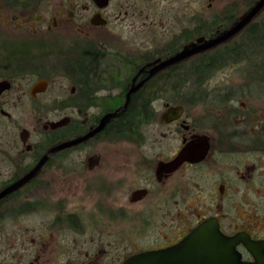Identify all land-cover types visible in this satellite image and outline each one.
I'll return each instance as SVG.
<instances>
[{"label": "flooded vegetation", "instance_id": "obj_1", "mask_svg": "<svg viewBox=\"0 0 264 264\" xmlns=\"http://www.w3.org/2000/svg\"><path fill=\"white\" fill-rule=\"evenodd\" d=\"M257 1L227 0L219 5L208 34L218 37L235 26ZM110 5L111 0L105 5L98 0H0V191L27 173L61 140L51 138L44 145L42 128L52 134L69 129V138L88 132L110 111L104 109L103 93L116 91L112 98H121L124 89L123 100L112 107L120 110L131 84L147 75L154 58L139 64L125 84L117 79L112 82L107 75L111 71L122 75L121 66L128 63L120 57L103 69L105 75L98 67L91 85L82 84L74 74L65 76L71 83L68 95L54 98L53 106L75 109L77 116L84 109L82 119L68 116L66 124L50 128L48 124L42 126L40 115L35 113L33 131L23 125L22 110L42 108L40 95L53 85L59 43L69 37V45L75 40L84 49L97 42L94 33L110 23ZM222 47L228 67L219 83L182 85L179 100L161 107L153 92L162 87L153 85L155 75L139 86L143 111L134 110L116 121V135L132 141L135 155L116 159L107 157L106 152L83 149L105 137L110 121L117 119L120 111L101 131L54 152L32 178L2 196L0 223L22 219L28 207L40 211L47 205L43 193L29 199L28 192L41 188L44 172L60 167L62 159H68L71 172L84 170L105 195L113 192L109 200H95L79 210L61 202L63 208L40 236L28 239L21 230H0V264H122L133 254L177 244L179 254L170 257L167 264H203L204 237L221 240L219 249L224 255L217 264H264V6L211 50L216 54ZM77 49L67 46L63 52L76 54ZM186 71L176 68L172 72L183 76ZM41 79L47 81L46 87L33 89ZM172 106H179L181 111L177 118L167 121L162 114ZM88 109L94 111L88 114ZM156 123L162 128V136L176 135L178 144L156 151L148 148L147 154L141 147ZM193 145L195 148H187ZM83 151L80 157L78 153ZM179 152L184 157L175 168L159 170V163L170 161ZM192 152L195 155L188 158ZM130 179L134 187L124 198L123 185ZM122 202L129 208L153 202L147 210L136 211L140 215L137 222L147 226L149 214L161 207L168 226L157 234L123 231L126 210ZM108 224L115 228L107 229ZM199 228L204 230L198 233Z\"/></svg>", "mask_w": 264, "mask_h": 264}, {"label": "rangeland", "instance_id": "obj_2", "mask_svg": "<svg viewBox=\"0 0 264 264\" xmlns=\"http://www.w3.org/2000/svg\"><path fill=\"white\" fill-rule=\"evenodd\" d=\"M226 2L227 0H222L221 2H215L214 0H111L109 8V11H111L109 18L110 23L106 28H100L94 33L97 42H92L90 44L101 56L99 58V69L103 71L104 68L106 69L109 68L108 66H113L119 57L124 59L128 65L125 66V64H123L121 66L122 70H124L121 76H115L112 71L110 73L107 72V75H111L112 82L115 81L114 79H117L119 82L126 83V81L130 79L131 72H133L139 64H143L145 61L150 60V58L160 57L164 52L165 56H163L162 59L167 58L183 46L189 45L190 42L194 41L191 39L198 33L209 37L208 33H204L206 29H204L203 26H208L207 24L210 25V23L212 26L215 11L219 5L221 6L222 3ZM196 32L197 34H195ZM64 39L65 40L59 43L60 57L59 60L57 59L55 61L56 75L53 78V85L46 93L40 95V100L43 102L42 108L34 110L33 108L27 107L22 110L25 118L23 125L28 130L31 129L33 131V126L36 125L35 113L40 115V123L42 126L48 124L49 121H56L66 116H75L81 119L84 116V109L83 112L80 113L81 117L80 115H76L75 109L55 107L52 103L54 98L63 99V97H66L68 95V88L71 85V83L67 81V77L72 76V73L68 70V62L75 57L74 54L63 52V50L66 49L67 46L69 48H76L78 46L80 50L84 47L82 43L75 40H72L73 44L69 45L67 43L69 37H65ZM168 46H171L175 51L171 53L168 52ZM176 46H179V48H176ZM211 49L206 50L211 51ZM219 49L223 50V47ZM61 53L67 55L68 59L63 58ZM202 53L201 51V53L199 52L195 56L189 57L188 59L185 58L186 60L183 59L177 62L178 64L175 66L180 67L181 64L184 63V66L182 65V67L179 68L181 70L185 67V64L187 65L190 60L200 57ZM69 55L71 56L69 57ZM121 59L119 62H121ZM227 67V60L223 59L220 63L210 68L201 79L200 84L219 83L220 79L225 77ZM168 80L169 79H165L166 82L164 84H155L154 80L152 81L155 86L162 85L161 88H157L153 91L157 99L156 103L158 107H161L165 102L178 101L180 93L179 87L192 84L190 83L191 80H188L190 81L188 83L187 79H184L185 82L177 79ZM108 83L109 82L106 83V86H108ZM173 85L177 87L169 88V86ZM103 92L105 91H102V93ZM115 92L111 91V94H109V92L107 94L103 93L102 100L104 106L108 105V102L114 99L111 95L115 94ZM91 111H94V109H88L87 113L89 114ZM110 111H112V109ZM161 129L162 128L156 123L153 125L151 131L147 132L151 141L149 142V137H147L146 145L141 147L142 152H147L146 149L148 148L153 151L168 147L173 148L178 144L176 135L164 137L160 133ZM146 130L147 127L145 128V132ZM60 132L61 131H59V133ZM56 135L58 134H52V131L42 128L43 144L45 145L51 138L56 139ZM68 138L69 136H66L64 138H59V140L61 139L60 141H62ZM83 149L106 152L107 157H116V159L118 157H120V159L128 157V155L131 154L135 155V151H137L136 147L132 145V141L124 140L122 136L116 134H106L103 138L91 141ZM84 154V151L78 153L80 157L84 156ZM62 160L63 163L60 167L56 166L44 172L43 185L41 188L34 187L28 192L27 198L29 199L43 193V197L47 200L46 207L42 208L40 211H35L34 208L28 207V212H26V215H24L22 219L15 222L8 221L4 224L0 223V230H21L26 232L28 239H30L34 236H40L49 229L51 220L58 214L59 208H63L62 205H71L69 209L79 210L83 204H91L95 202V200L104 198L109 200L111 198L113 192L107 193V191L105 195L103 188L99 185H95L93 181H90V179L87 178V174L85 175L84 170H82V172L79 170L71 172L67 164L68 159ZM130 167L131 166H128L127 168ZM122 172L125 173V170H122ZM106 176L109 177L110 175L108 174ZM90 182L93 183L91 184ZM133 187L132 179L124 183V198ZM150 198L154 197L151 196ZM61 202L63 203L62 205ZM122 203L126 210V215L123 217L121 223L123 231H146L143 233L157 234V230L161 232L168 226L167 217L164 215L161 207L155 208L153 213L149 214L150 220H148L149 223L147 226L142 225L141 221L137 222L136 219L140 215H136V211L141 210L143 207L147 210L151 207L153 202L147 206L140 204L137 207L130 206V208L125 202ZM144 215L148 216L146 214ZM111 225L108 224L107 229L110 227L115 228V226ZM58 229L62 230V228ZM129 236L128 234L126 237L127 240L130 239Z\"/></svg>", "mask_w": 264, "mask_h": 264}, {"label": "water", "instance_id": "obj_3", "mask_svg": "<svg viewBox=\"0 0 264 264\" xmlns=\"http://www.w3.org/2000/svg\"><path fill=\"white\" fill-rule=\"evenodd\" d=\"M101 5H105L108 0H98ZM264 6V0H258L254 6L250 9V11L233 27L230 29L226 30L222 35L218 37H209L205 38L204 36L198 37L194 42L190 43L189 45L183 46L180 50L177 52L173 53L172 55L168 56L167 58H156L149 64V68L147 69V75L140 80L137 83H132L130 88L128 89L126 96H125V101L122 106H120V110L115 109L112 111H108L104 113L100 120L99 123L96 127L93 129L89 130L87 133L79 135L75 138L67 139L61 142H58L57 144L53 145L50 147L42 157L37 161V163L24 175H22L20 178L6 186L3 190L0 191V198L7 193L11 192L14 189H17L24 183H26L30 178L34 176L36 171L43 165V163L56 151L69 147L71 145H74L78 142H81L88 137L92 136L93 134L99 132L104 128V126L107 124V122L118 115L120 111H122L129 100L130 94L137 90L139 86L152 77L155 73L158 71L176 63L179 62L180 60H183L185 58L190 57L191 55L203 51L205 49H208L220 42H222L224 39L228 38L230 35H232L238 28L243 26L245 23H247L250 18L260 10V8ZM47 84V81L45 79L39 80L33 87V89H44ZM181 108L179 106H172L167 109L166 112L162 114V118H165L167 121H171L175 118H177L180 114ZM68 117H63L59 120L56 121H49L48 125L51 128H55L58 126H61L65 123H67ZM187 148H195V146H187ZM196 152H192L191 154L188 153L187 157L190 158V155H195ZM182 152H179L173 159H171L168 162H161L159 163V170L166 169V170H171L175 168L179 162L181 161L182 157ZM184 157V155H183ZM201 230H204L202 228H199L197 231L198 233L201 232ZM220 246H221V240L213 238H203L202 240V259H203V264H217L221 258H223V253L220 251ZM179 254V244L174 245L170 248L166 249H160L156 251H144L140 253H136L128 257L122 264H167V261L170 259L172 256H178ZM166 261V262H165Z\"/></svg>", "mask_w": 264, "mask_h": 264}, {"label": "trees", "instance_id": "obj_4", "mask_svg": "<svg viewBox=\"0 0 264 264\" xmlns=\"http://www.w3.org/2000/svg\"><path fill=\"white\" fill-rule=\"evenodd\" d=\"M208 26H203L206 31L204 33H209L211 30V23ZM210 29V30H209ZM175 45V44H174ZM176 48H179V46H176ZM168 52H174L175 50L172 49L171 46H168L167 48ZM76 54H74V59H72L69 64L68 70L81 79V83L84 85H91L93 80V77L97 75V68H100L99 65V56L98 51L94 49L93 46H90L88 48H82L77 49ZM204 53V54H203ZM200 57H197L194 60H190L189 64H185V67L183 69L187 70V73L185 75H177L174 74L172 71L173 69L180 68L182 65L184 66V63L181 64V66H175L170 67L169 69L162 70L161 72L157 73L155 77L152 79L154 80L155 84L161 83L164 84L166 81L165 79L169 80H182L185 82L184 79L191 80L188 81V83L192 84H199L201 82V79L205 76V74L210 70V68L217 63H220L223 59L226 58V52L225 49L221 50L219 53L214 54V51H204ZM165 56V52L161 55V57ZM223 63V62H222ZM101 75H105L103 71L100 72ZM100 75V74H99ZM108 78V77H107ZM181 78V79H180ZM168 80V81H169ZM126 81V80H124ZM178 83V82H177ZM123 84H125L123 82ZM150 84V83H149ZM147 94V93H145ZM124 96V89L123 93L121 94V98L115 97L111 102H108V105L104 106L105 110H111L112 107H114L116 104L120 103L123 100ZM143 94L140 90H135L130 94L129 100L127 101L124 109L121 111L120 116L117 119H112L109 123V126L107 128V135H115L118 132L116 121H120L121 117L126 115L127 113H131L134 110L136 111H143L141 103H139L140 100H142ZM71 134V131L69 129H65L58 133L57 138H64Z\"/></svg>", "mask_w": 264, "mask_h": 264}]
</instances>
